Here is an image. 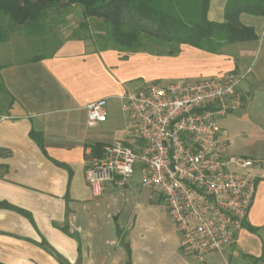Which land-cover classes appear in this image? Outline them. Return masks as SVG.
<instances>
[{
  "label": "crops",
  "instance_id": "1",
  "mask_svg": "<svg viewBox=\"0 0 264 264\" xmlns=\"http://www.w3.org/2000/svg\"><path fill=\"white\" fill-rule=\"evenodd\" d=\"M227 1L208 0V20L223 21ZM239 21L256 38L225 44L217 53L180 44L175 55L158 56L100 50L93 41L66 38L52 56L0 63V78L13 98L0 114V203L30 213L34 222L0 205V264H60L38 245L42 239L71 264L79 255L80 264H126V249L130 264H253L251 257L264 258V16L242 12ZM163 74L164 81L242 76L241 104L228 113L236 121L220 126L230 149L253 161L256 192L246 221L256 231L242 227L201 262L186 254L163 197L142 187L138 173L122 185L104 183L97 195L85 175L100 155L92 153V144L134 143L121 96ZM100 98L107 99L106 120L89 126L86 105ZM31 130L41 135L42 147ZM64 223L78 234L80 251L78 241L60 229Z\"/></svg>",
  "mask_w": 264,
  "mask_h": 264
},
{
  "label": "built area",
  "instance_id": "2",
  "mask_svg": "<svg viewBox=\"0 0 264 264\" xmlns=\"http://www.w3.org/2000/svg\"><path fill=\"white\" fill-rule=\"evenodd\" d=\"M242 76L152 81L127 91L133 144L116 139L85 171L97 195L138 173L142 187L164 199L186 254L203 261L231 243L246 222L256 192L251 158L233 154L219 118L241 104ZM107 99L86 105V120H106Z\"/></svg>",
  "mask_w": 264,
  "mask_h": 264
},
{
  "label": "trees",
  "instance_id": "3",
  "mask_svg": "<svg viewBox=\"0 0 264 264\" xmlns=\"http://www.w3.org/2000/svg\"><path fill=\"white\" fill-rule=\"evenodd\" d=\"M74 7L80 8L81 13L76 31H88L89 19H99L101 21L97 24L104 27L107 38L113 43L111 48L136 52L155 40L159 44L173 45L174 49L167 51L169 55L177 53L180 44L217 53L225 44L255 39L253 28L242 24L239 15L245 12L264 16V0H228L221 22L208 20V0H0V42L15 27L28 33L41 34L53 22L50 14L54 13L59 23ZM59 44L48 55H37L33 59L52 56ZM12 103L13 98L0 78V114H6ZM29 133L42 147L41 135L32 130ZM102 147L101 143L92 144V153L99 155ZM0 205L17 210L34 223L30 213L10 204ZM243 227L256 231V227L247 221ZM60 229L78 241L80 251L78 234L71 232L67 223ZM38 245L60 264H71L46 240L42 239ZM126 253V264H130L129 249H126ZM251 258L253 264H264L262 255ZM74 264H80V255Z\"/></svg>",
  "mask_w": 264,
  "mask_h": 264
},
{
  "label": "rangeland",
  "instance_id": "4",
  "mask_svg": "<svg viewBox=\"0 0 264 264\" xmlns=\"http://www.w3.org/2000/svg\"><path fill=\"white\" fill-rule=\"evenodd\" d=\"M50 17L53 21L52 24L50 22L51 25L48 24L45 31L41 34L28 33L25 29L16 27L10 31L5 37V41L0 44V63L23 60L36 55H46L54 46L66 38L76 39L77 37H83L84 40L93 41L100 50L109 49L113 46V43L107 38L104 27H100V24H97L101 21L99 19H89L88 31L75 30L81 19L80 8L78 7L72 8L70 12L64 16L63 21L59 23L54 13L50 14ZM171 49H174L173 45L159 44L154 40L150 42L149 45L146 44L144 49L139 51H146L154 55L163 56L169 55L167 51ZM183 78L186 77H180L178 80H184ZM192 79L193 78H190L189 80ZM174 80H177V78H170L169 81ZM155 81H164V74L159 80ZM235 117L228 114L225 117L219 118L218 122L223 128H231L230 122L231 120L235 122ZM236 133L237 131H229V136H233L236 141H240L241 136ZM229 150L234 153L232 149Z\"/></svg>",
  "mask_w": 264,
  "mask_h": 264
}]
</instances>
